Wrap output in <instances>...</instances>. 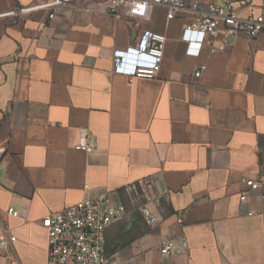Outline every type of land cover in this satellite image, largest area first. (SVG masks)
Masks as SVG:
<instances>
[{
  "label": "crops",
  "instance_id": "obj_1",
  "mask_svg": "<svg viewBox=\"0 0 264 264\" xmlns=\"http://www.w3.org/2000/svg\"><path fill=\"white\" fill-rule=\"evenodd\" d=\"M30 1L0 0V13ZM250 1L264 12V0ZM192 16L153 6L143 18L72 8L0 17V239L16 237L0 264H45L44 215L103 192L125 200L122 187L143 177L165 184L160 220L148 227L134 212L107 228L118 264H264V198H238L247 177L264 192V28L186 54ZM143 31L165 35L161 67L130 78ZM81 131L93 152L74 148ZM167 240L175 249L163 255Z\"/></svg>",
  "mask_w": 264,
  "mask_h": 264
},
{
  "label": "built area",
  "instance_id": "obj_2",
  "mask_svg": "<svg viewBox=\"0 0 264 264\" xmlns=\"http://www.w3.org/2000/svg\"><path fill=\"white\" fill-rule=\"evenodd\" d=\"M153 6L166 9V17L173 19L178 11L191 12L190 21L181 30L180 39L186 44L185 53L192 43H205L209 54L223 50L226 39L243 34L252 38L258 36L264 28V12L250 0H220L202 6L198 1L186 0H33L14 9L1 12L0 17L13 16L35 11H47V18L53 19L65 8L102 10L110 15L123 11L129 17L143 18ZM246 7L245 15L238 9ZM223 35V40L217 39ZM166 37L162 33L143 31L139 42L131 48L136 58L142 62L134 64L127 76L154 78L158 74L163 58ZM205 66L200 65L194 71L199 77ZM74 148L91 153L96 143L91 141L86 131H81ZM4 152L0 148V157ZM244 187L239 191V201L244 202L250 191H262L261 177H247L242 180ZM88 185H84L87 189ZM165 184L154 177H143L126 183L121 192L125 200L116 199L117 192H103L85 196L81 200L48 213L41 218V226L47 237V259L45 264H118V261L105 249V233L115 221L127 219L136 212L148 227L157 225L160 220L157 203ZM8 214H21L8 208ZM251 214V212H249ZM176 222L183 223L181 210L176 212ZM15 236L7 235L0 239V247L10 246ZM185 246L186 242L182 241ZM175 247L171 240L162 243L159 251L168 255Z\"/></svg>",
  "mask_w": 264,
  "mask_h": 264
}]
</instances>
